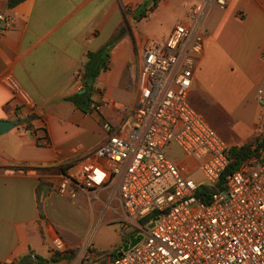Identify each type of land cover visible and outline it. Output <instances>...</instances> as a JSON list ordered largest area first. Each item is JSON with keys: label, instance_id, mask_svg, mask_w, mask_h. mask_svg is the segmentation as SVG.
<instances>
[{"label": "crops", "instance_id": "0c3cea01", "mask_svg": "<svg viewBox=\"0 0 264 264\" xmlns=\"http://www.w3.org/2000/svg\"><path fill=\"white\" fill-rule=\"evenodd\" d=\"M145 1L0 0V15L13 19L0 37V120L32 121L0 137V263L18 264L31 254L50 258L58 237L74 245L56 223L67 203L88 207L97 199L107 205L102 196L108 188L81 191L74 200L60 197L58 185L79 162L93 161L107 138L105 124L117 129L132 122L144 41H167L202 0H159L135 23L129 9ZM121 27L126 34L95 85L92 101L100 110L83 112L67 100L81 93L76 76L88 52L106 45ZM204 28L189 102L229 147H241L264 120L257 98L264 83V0H228L225 9L207 11ZM111 210L122 218V206Z\"/></svg>", "mask_w": 264, "mask_h": 264}, {"label": "built area", "instance_id": "2783aa9c", "mask_svg": "<svg viewBox=\"0 0 264 264\" xmlns=\"http://www.w3.org/2000/svg\"><path fill=\"white\" fill-rule=\"evenodd\" d=\"M227 5L228 0H202L176 23L167 41H144L132 122L117 129L105 124L107 138L92 153L93 161L79 162L63 175L57 188L62 198L106 188L118 193L121 223L136 228L133 239L141 237L116 259L95 264H264V149L219 189L231 162L229 146L189 102L204 51V17ZM12 24L0 15V37ZM76 77L82 91L83 71ZM257 94L264 106V83ZM92 108L100 110L96 104ZM35 137L42 145L37 132ZM172 146L177 157L170 155ZM198 173L203 180H197ZM203 186L214 190L205 191L204 199ZM153 213L156 219L145 223ZM53 249L68 255L77 248L58 237ZM92 256L90 244L77 264Z\"/></svg>", "mask_w": 264, "mask_h": 264}, {"label": "rangeland", "instance_id": "374dc122", "mask_svg": "<svg viewBox=\"0 0 264 264\" xmlns=\"http://www.w3.org/2000/svg\"><path fill=\"white\" fill-rule=\"evenodd\" d=\"M199 113L202 115V112ZM258 129L256 138L257 136L264 138V120ZM170 155L177 157L179 153L177 149H173ZM203 178L201 173L197 174V180H203ZM112 192L113 190L110 189L102 196V201L107 203L106 206L101 205L97 199H93L88 207L74 203H67V206H64L66 210L62 211L61 216L56 219V223L63 235L62 237L74 244L68 248L76 247L77 249L73 254L65 255L66 259L63 264H77L80 256L90 244L94 249V258L93 256L89 258L90 264L104 261L113 252L115 255L124 251L125 247L128 246L127 243H124V239L127 236L128 238L134 236L136 228L134 226L124 228L123 223H121L125 218L124 211H122V218L119 214L118 217H114L111 209L120 211L122 205L119 195L116 194L114 197Z\"/></svg>", "mask_w": 264, "mask_h": 264}, {"label": "trees", "instance_id": "16d2710c", "mask_svg": "<svg viewBox=\"0 0 264 264\" xmlns=\"http://www.w3.org/2000/svg\"><path fill=\"white\" fill-rule=\"evenodd\" d=\"M18 1H12L10 2V5H15ZM159 3V0H146L142 5H140L135 11L133 9H129V13L132 16V19L135 23L142 21L143 19L147 18L149 16V13L154 11V9L157 7ZM126 34V28L121 27L120 30L117 32V34L102 48H100L97 51H90L87 54V62L83 66V93L76 94L75 96L67 98L68 101L72 102L78 109H80L83 112H92L91 108L94 104L92 101V97L94 93H96V82L99 78V76L110 69V56L111 51L113 48L117 45V43L125 36ZM96 106H99L96 104ZM94 111L96 108H92ZM32 121L31 119H28L24 122L21 120L20 126H26L27 124H30ZM264 149V138H260V136H254L251 139L248 140L246 144L243 146H232L229 147L227 151V155L229 156L231 162L230 165L224 174V176L221 178L218 188L223 189L225 184V179L227 176L235 171H240L244 165L251 160L254 156H260L261 150ZM16 170L20 169H28V168H15ZM209 191L210 189L206 186H203L199 191L200 198L204 199L206 198L205 191ZM214 191V190H210ZM158 216V213H153L146 221L145 223L150 222L152 219H156ZM133 239V236L128 238V236L124 239V243H127V245L130 243V241ZM52 255H50V258H44L35 254H31L28 256L23 257L18 264H54L62 259L65 258V254L56 252L52 248ZM122 251V250H121ZM121 252L117 253L120 254ZM115 254V255H117ZM114 252L111 254V256H115ZM90 260L86 259L81 264H90Z\"/></svg>", "mask_w": 264, "mask_h": 264}, {"label": "water", "instance_id": "95a60500", "mask_svg": "<svg viewBox=\"0 0 264 264\" xmlns=\"http://www.w3.org/2000/svg\"><path fill=\"white\" fill-rule=\"evenodd\" d=\"M81 93H83V91H81ZM19 126H20V121L0 120V137L9 133L10 131H12L13 129ZM140 240H141V237L137 239H133L131 241L130 246H126L125 249L128 250L130 247H134L137 243H139ZM120 255H122V253H120L119 255H115L113 259H116Z\"/></svg>", "mask_w": 264, "mask_h": 264}]
</instances>
